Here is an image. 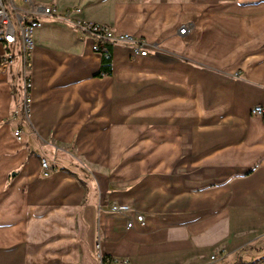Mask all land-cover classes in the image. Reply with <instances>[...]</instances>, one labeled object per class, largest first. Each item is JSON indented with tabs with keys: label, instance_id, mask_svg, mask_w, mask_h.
<instances>
[{
	"label": "crops",
	"instance_id": "obj_1",
	"mask_svg": "<svg viewBox=\"0 0 264 264\" xmlns=\"http://www.w3.org/2000/svg\"><path fill=\"white\" fill-rule=\"evenodd\" d=\"M34 3L69 13L34 31L27 113L0 75V264H264V0ZM76 22L147 53L103 75Z\"/></svg>",
	"mask_w": 264,
	"mask_h": 264
},
{
	"label": "built area",
	"instance_id": "obj_2",
	"mask_svg": "<svg viewBox=\"0 0 264 264\" xmlns=\"http://www.w3.org/2000/svg\"><path fill=\"white\" fill-rule=\"evenodd\" d=\"M22 1L29 2V0ZM33 5L34 9L31 12H25L15 3V0H0V75L6 74L13 66H16L21 95L20 110L23 113L28 112L30 104V59L34 49V31L41 25L43 18L68 20L69 13L66 10L61 14L51 4L34 3ZM75 27L81 34L93 38V50L100 54L105 44L109 43H127L131 46L133 55L144 56L147 53L143 41H137L130 34H115L108 26L93 22H76ZM185 31L186 27L180 29V33ZM252 113L262 115L264 107L257 105L252 109ZM13 134L17 140H21L20 129H15ZM40 166L45 175L52 172V167L45 158H41ZM108 210L111 213L126 214L131 208L126 204L112 203ZM142 221V214L134 213L133 217L127 218L125 227L131 229L135 223L141 224Z\"/></svg>",
	"mask_w": 264,
	"mask_h": 264
},
{
	"label": "trees",
	"instance_id": "obj_3",
	"mask_svg": "<svg viewBox=\"0 0 264 264\" xmlns=\"http://www.w3.org/2000/svg\"><path fill=\"white\" fill-rule=\"evenodd\" d=\"M110 43L105 44V48L101 50V56H102V71L101 73L109 74L110 73ZM105 260L103 259V262Z\"/></svg>",
	"mask_w": 264,
	"mask_h": 264
},
{
	"label": "rangeland",
	"instance_id": "obj_4",
	"mask_svg": "<svg viewBox=\"0 0 264 264\" xmlns=\"http://www.w3.org/2000/svg\"><path fill=\"white\" fill-rule=\"evenodd\" d=\"M15 3L18 5L19 4V0H15ZM0 51H1V48H0ZM12 71H9V72H6V74H11ZM4 74V75H6ZM8 76V75H7Z\"/></svg>",
	"mask_w": 264,
	"mask_h": 264
}]
</instances>
